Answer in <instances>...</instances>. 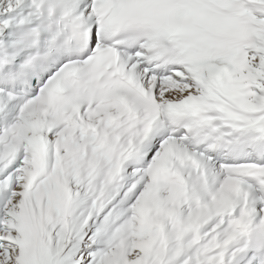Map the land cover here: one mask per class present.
Wrapping results in <instances>:
<instances>
[{"label": "snow or ice", "instance_id": "1", "mask_svg": "<svg viewBox=\"0 0 264 264\" xmlns=\"http://www.w3.org/2000/svg\"><path fill=\"white\" fill-rule=\"evenodd\" d=\"M0 264H264V0H0Z\"/></svg>", "mask_w": 264, "mask_h": 264}]
</instances>
